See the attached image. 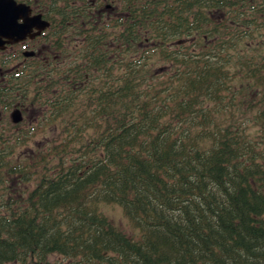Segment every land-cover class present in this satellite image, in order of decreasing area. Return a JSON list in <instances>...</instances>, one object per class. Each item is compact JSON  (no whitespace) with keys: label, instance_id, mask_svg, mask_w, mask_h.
I'll return each instance as SVG.
<instances>
[{"label":"trees","instance_id":"trees-1","mask_svg":"<svg viewBox=\"0 0 264 264\" xmlns=\"http://www.w3.org/2000/svg\"><path fill=\"white\" fill-rule=\"evenodd\" d=\"M105 3L67 58L0 57L6 104L56 127L0 139V264H264V0Z\"/></svg>","mask_w":264,"mask_h":264},{"label":"flooded vegetation","instance_id":"flooded-vegetation-1","mask_svg":"<svg viewBox=\"0 0 264 264\" xmlns=\"http://www.w3.org/2000/svg\"><path fill=\"white\" fill-rule=\"evenodd\" d=\"M17 4H23L29 8V17H33V31L28 33L24 40L15 44H8L3 50H0V57L7 61H15L17 63L26 62L30 60L33 66L36 65L37 61H48L56 59H65L66 55H62L61 50H58L56 46L65 47L67 50L71 46L78 43L76 38L75 24L70 21V15L80 10H85L90 14H100L112 16L114 9L105 3L106 0H14ZM40 18V21L37 18ZM19 23L22 21L19 20ZM47 25L41 27L42 23ZM33 35V37H32ZM33 53L32 56L26 57L25 54ZM9 73V72H7ZM0 81L4 84L6 77L0 71ZM3 97L0 94V139L5 138L6 134L11 130L7 126L5 118L8 117L13 111H19L21 117L23 115L27 119V125L23 127L15 128L19 124L12 127L15 134L23 135L24 139L33 137V118H30L32 105L28 106L25 103L6 104V96L8 92L4 93L7 86H3ZM16 94V93H15ZM8 115V116H7ZM11 116V115H10ZM27 116V117H26ZM29 117V120H28ZM11 121V120H10ZM12 123V122H11ZM18 132V133H17ZM34 264V263H33ZM63 264H69V261L65 260ZM95 264H103L101 262H95ZM108 264V263H106Z\"/></svg>","mask_w":264,"mask_h":264},{"label":"rangeland","instance_id":"rangeland-1","mask_svg":"<svg viewBox=\"0 0 264 264\" xmlns=\"http://www.w3.org/2000/svg\"><path fill=\"white\" fill-rule=\"evenodd\" d=\"M14 113V111H13ZM12 113V114H13ZM251 112H245L247 119H250L252 114ZM12 114H10L12 116ZM8 116L5 118L7 126L11 130L9 133L6 134L5 139L9 136L8 139L12 138V136H20V134H15V132L12 130V127L14 126L11 122V116ZM27 117V116H26ZM30 118H33V125L36 124L38 121V118L41 117V111L38 108H31V113L29 115ZM28 117V120H29ZM244 117V118H245ZM24 120L21 124H19L18 128L23 127V125H27V119L23 115ZM11 120V121H10ZM14 128V127H13ZM33 137H28L25 141V145L22 146L17 151L18 157H26L28 155H32L46 142L51 141L55 135H56V127L48 126L45 128V131L42 130L36 132V129L33 128ZM18 133V132H17ZM55 133V134H54ZM33 183L30 184L32 186ZM96 209L98 212H101L103 215H105L116 227H118L120 230H122L124 233H126L128 236L136 237L137 231L131 226L130 222L124 215V212L122 208L116 204H107V203H99L96 206ZM65 262V258L60 257L58 255H51L48 258L47 264H63Z\"/></svg>","mask_w":264,"mask_h":264},{"label":"water","instance_id":"water-1","mask_svg":"<svg viewBox=\"0 0 264 264\" xmlns=\"http://www.w3.org/2000/svg\"><path fill=\"white\" fill-rule=\"evenodd\" d=\"M29 13V8L23 4H17L14 0H0V50L8 44L24 40L26 35L33 31V17H29ZM19 20L22 22L19 23ZM37 20L40 21V18L38 17ZM41 23V27L47 25ZM32 55L33 53L25 54L26 57ZM16 114L13 124L20 123L22 119L19 111Z\"/></svg>","mask_w":264,"mask_h":264},{"label":"bare ground","instance_id":"bare-ground-1","mask_svg":"<svg viewBox=\"0 0 264 264\" xmlns=\"http://www.w3.org/2000/svg\"><path fill=\"white\" fill-rule=\"evenodd\" d=\"M16 113H17V111H14V113L12 114V116H11L12 121L14 120V117L17 115ZM21 121H22V119H21Z\"/></svg>","mask_w":264,"mask_h":264}]
</instances>
